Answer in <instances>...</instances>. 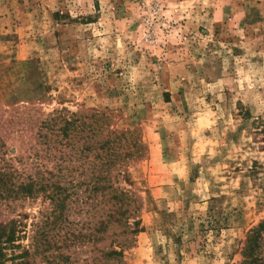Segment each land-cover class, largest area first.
Listing matches in <instances>:
<instances>
[{
	"label": "rangeland",
	"instance_id": "374dc122",
	"mask_svg": "<svg viewBox=\"0 0 264 264\" xmlns=\"http://www.w3.org/2000/svg\"><path fill=\"white\" fill-rule=\"evenodd\" d=\"M63 108L142 135L121 183L142 230L121 264H241L264 219V0H0L6 159L33 171L40 125ZM48 208L0 205L26 225L16 253Z\"/></svg>",
	"mask_w": 264,
	"mask_h": 264
},
{
	"label": "trees",
	"instance_id": "16d2710c",
	"mask_svg": "<svg viewBox=\"0 0 264 264\" xmlns=\"http://www.w3.org/2000/svg\"><path fill=\"white\" fill-rule=\"evenodd\" d=\"M38 136L30 173L18 167L16 162L25 164L20 158L6 159L0 138V205L38 196L49 200L21 253L15 250L26 225L14 217L0 219V264H39L38 258L47 264H121L142 230V201L121 184H132L128 164L145 153L141 133L111 128L103 111L63 108L42 121ZM99 242L107 243L97 247ZM240 252L241 264H264V219L247 232Z\"/></svg>",
	"mask_w": 264,
	"mask_h": 264
}]
</instances>
